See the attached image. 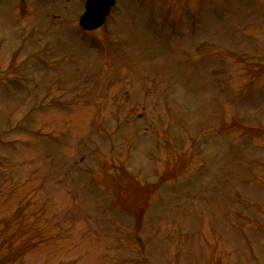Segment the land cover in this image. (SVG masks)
Returning a JSON list of instances; mask_svg holds the SVG:
<instances>
[{"label":"rangeland","instance_id":"rangeland-1","mask_svg":"<svg viewBox=\"0 0 264 264\" xmlns=\"http://www.w3.org/2000/svg\"><path fill=\"white\" fill-rule=\"evenodd\" d=\"M0 0V264H264V0Z\"/></svg>","mask_w":264,"mask_h":264},{"label":"water","instance_id":"water-1","mask_svg":"<svg viewBox=\"0 0 264 264\" xmlns=\"http://www.w3.org/2000/svg\"><path fill=\"white\" fill-rule=\"evenodd\" d=\"M116 0H86L84 12L79 17V26L84 31L100 28L106 21Z\"/></svg>","mask_w":264,"mask_h":264}]
</instances>
